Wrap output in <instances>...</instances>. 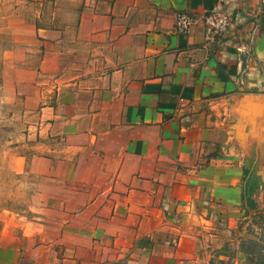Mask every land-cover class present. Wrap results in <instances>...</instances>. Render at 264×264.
Segmentation results:
<instances>
[{
	"label": "crops",
	"instance_id": "crops-1",
	"mask_svg": "<svg viewBox=\"0 0 264 264\" xmlns=\"http://www.w3.org/2000/svg\"><path fill=\"white\" fill-rule=\"evenodd\" d=\"M69 1L72 41L93 57L101 49L108 71L81 90L88 122L66 135L73 158L39 162L64 189H40L23 251L0 221V264H264V130L241 127L239 115L249 97L264 98V0ZM214 12L231 24L206 40L203 17ZM181 13L196 20L187 34ZM65 32H35L39 71L58 93Z\"/></svg>",
	"mask_w": 264,
	"mask_h": 264
},
{
	"label": "rangeland",
	"instance_id": "rangeland-1",
	"mask_svg": "<svg viewBox=\"0 0 264 264\" xmlns=\"http://www.w3.org/2000/svg\"><path fill=\"white\" fill-rule=\"evenodd\" d=\"M54 1L40 7L31 0H0V221L15 226L20 251L27 242L21 227L38 221L37 212L44 203L40 189L46 195L64 189L54 176H40L44 173L39 162L49 158L53 165L73 158L65 148L66 135L82 130L88 122L84 116L88 98L81 90L99 85L108 71L101 49L93 57L85 43L72 41L77 26L72 18L67 20V13L76 15V8L69 0H57V5ZM51 24L66 29L59 43L63 65L52 72L63 81L59 93L54 85L45 84L49 77L39 71L42 52L35 32ZM46 105L58 107V114L45 115ZM262 163L248 162L246 167L255 175ZM52 202L55 199L48 198L47 205ZM52 249L59 252L58 247ZM23 262L20 255L16 263Z\"/></svg>",
	"mask_w": 264,
	"mask_h": 264
},
{
	"label": "built area",
	"instance_id": "built-area-1",
	"mask_svg": "<svg viewBox=\"0 0 264 264\" xmlns=\"http://www.w3.org/2000/svg\"><path fill=\"white\" fill-rule=\"evenodd\" d=\"M204 24L207 26L209 34L206 36V40H210L212 37L225 33L231 24L230 16L226 13L214 12L203 17ZM196 20L185 13H181L177 16L176 28L178 32L187 34Z\"/></svg>",
	"mask_w": 264,
	"mask_h": 264
},
{
	"label": "water",
	"instance_id": "water-1",
	"mask_svg": "<svg viewBox=\"0 0 264 264\" xmlns=\"http://www.w3.org/2000/svg\"><path fill=\"white\" fill-rule=\"evenodd\" d=\"M250 106L246 102L240 106V126L244 127L247 120H251L255 128L264 130V108H262L263 97H249Z\"/></svg>",
	"mask_w": 264,
	"mask_h": 264
},
{
	"label": "trees",
	"instance_id": "trees-1",
	"mask_svg": "<svg viewBox=\"0 0 264 264\" xmlns=\"http://www.w3.org/2000/svg\"><path fill=\"white\" fill-rule=\"evenodd\" d=\"M251 244H252V246H253V249H252V251H259V249H258V246H257V244L255 243V242H250ZM251 253H253V252H251ZM259 253V252H258Z\"/></svg>",
	"mask_w": 264,
	"mask_h": 264
}]
</instances>
